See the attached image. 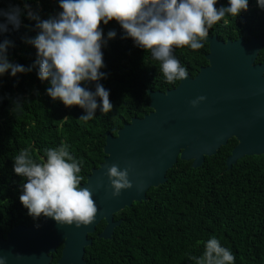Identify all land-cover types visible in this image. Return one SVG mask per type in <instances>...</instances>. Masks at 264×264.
Listing matches in <instances>:
<instances>
[{
	"label": "trees",
	"instance_id": "1",
	"mask_svg": "<svg viewBox=\"0 0 264 264\" xmlns=\"http://www.w3.org/2000/svg\"><path fill=\"white\" fill-rule=\"evenodd\" d=\"M27 3L38 11L42 19L61 11L58 0H0V9ZM228 0H218L214 7L227 6ZM3 22V18H0ZM100 27L107 38L115 30L116 38L102 48L106 79L100 83L110 92L113 109L84 124L78 118L84 114L78 106L65 107L47 94L48 81H40L35 65L36 49L26 39L37 34L35 21L21 16L19 30L0 35L14 43L8 49L10 62L32 67V71L12 77H0V237L6 238L16 226L36 227L41 224L27 214L20 203L24 178L13 171V159L20 150L29 148L34 159L43 157L46 148L69 145L70 153L83 161L81 184L106 157V134L117 132L134 118L143 119L151 113L148 90L167 92L178 87L180 81L168 83L160 73L150 52L137 48L132 39L122 38L123 30L112 20ZM209 35L227 42L251 37L264 38V10L256 0H249L248 10L238 17L226 16L209 29ZM177 59L188 69L192 78L209 63V45L193 51L187 46L174 50ZM257 63L264 64V47ZM24 103L23 112H11L13 101ZM238 142L233 139L201 168L192 162L178 160L168 171V181L151 188L147 200L134 203L115 215L121 225L111 240H102L103 221L95 233L89 235L93 244L85 250L86 264H195L190 256H201L204 245L215 235L221 245L235 255V264H264V155L245 157L231 170L226 161ZM63 245L53 254L51 264H58Z\"/></svg>",
	"mask_w": 264,
	"mask_h": 264
},
{
	"label": "clouds",
	"instance_id": "2",
	"mask_svg": "<svg viewBox=\"0 0 264 264\" xmlns=\"http://www.w3.org/2000/svg\"><path fill=\"white\" fill-rule=\"evenodd\" d=\"M217 3L218 0H58L61 11L47 19L27 3L23 9L9 5L0 9V35L9 31V25L19 30L25 12L29 20L35 21L37 34L25 42L36 49L37 76L49 82L46 94L65 107L83 109L78 121L87 124L96 117L97 109L105 115L113 109L110 92L100 81L106 79V73L101 71L105 67L102 48L117 33L109 30L105 38L101 21L107 25L115 20L123 30L122 38H130L135 47L150 52L165 81L172 83L188 77V69L174 50L183 46L193 51L203 48L214 24L226 16L238 17L249 6V0H228L227 6L219 8L214 7ZM256 4L264 10V0H256ZM14 46L7 38L0 42V77L32 71L31 66L10 62L8 49ZM204 100L199 96L190 103L196 107ZM23 109L22 101H13L11 112L15 116ZM69 147L61 143L59 147L46 148L39 161L29 148H24L12 157L13 171L24 178L19 200L33 220L51 218L57 225L74 224L79 228L92 224L98 209L90 190L81 187L83 161L77 160ZM129 171L117 164L107 168L113 197L132 188ZM35 226L40 227L39 223ZM198 243L204 245V251L201 256L189 257L195 264H235V255L215 235ZM0 264H6V257L0 256Z\"/></svg>",
	"mask_w": 264,
	"mask_h": 264
},
{
	"label": "water",
	"instance_id": "3",
	"mask_svg": "<svg viewBox=\"0 0 264 264\" xmlns=\"http://www.w3.org/2000/svg\"><path fill=\"white\" fill-rule=\"evenodd\" d=\"M206 39L207 67L194 78L188 73L173 90H148L151 113L134 118L117 136L106 134L104 162L81 184L97 206L94 222L77 228L43 217L39 228L16 226L6 238L0 237V256L6 257V264H51L60 245L58 264H86L85 250L93 244L89 235L105 221L98 238L111 240L121 225L115 215L145 202L151 188L168 181L167 173L179 159L201 168L233 139L238 144L226 161L228 170L245 157L264 155V64L256 63L264 38ZM199 96L205 100L192 107L190 102ZM112 164L129 168L133 185L118 197L112 196L106 175Z\"/></svg>",
	"mask_w": 264,
	"mask_h": 264
},
{
	"label": "flooded vegetation",
	"instance_id": "4",
	"mask_svg": "<svg viewBox=\"0 0 264 264\" xmlns=\"http://www.w3.org/2000/svg\"><path fill=\"white\" fill-rule=\"evenodd\" d=\"M209 36H211V35H209ZM229 41V40H228ZM257 63V62H256ZM258 64V63H257ZM260 64V63H259ZM208 66V65H207ZM207 66H205V67H207ZM201 68H203V67H201Z\"/></svg>",
	"mask_w": 264,
	"mask_h": 264
}]
</instances>
